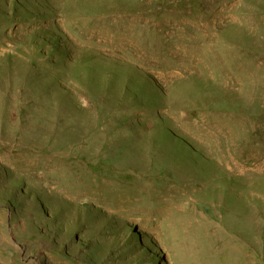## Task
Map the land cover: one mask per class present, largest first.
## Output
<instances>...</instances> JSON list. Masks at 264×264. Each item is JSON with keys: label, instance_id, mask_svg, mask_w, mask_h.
Listing matches in <instances>:
<instances>
[{"label": "rangeland", "instance_id": "1", "mask_svg": "<svg viewBox=\"0 0 264 264\" xmlns=\"http://www.w3.org/2000/svg\"><path fill=\"white\" fill-rule=\"evenodd\" d=\"M0 264H264V0H0Z\"/></svg>", "mask_w": 264, "mask_h": 264}]
</instances>
